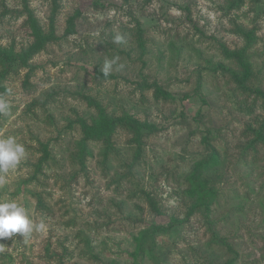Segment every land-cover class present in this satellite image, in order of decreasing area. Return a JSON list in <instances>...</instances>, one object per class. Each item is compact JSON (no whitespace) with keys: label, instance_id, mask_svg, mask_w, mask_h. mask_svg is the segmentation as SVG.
Listing matches in <instances>:
<instances>
[{"label":"rangeland","instance_id":"obj_1","mask_svg":"<svg viewBox=\"0 0 264 264\" xmlns=\"http://www.w3.org/2000/svg\"><path fill=\"white\" fill-rule=\"evenodd\" d=\"M24 3L56 38L26 66L0 64V137L26 149L0 200L44 227L0 240V264H264V102L219 66L236 67L222 50L245 44L236 27L252 30L250 85L264 92V0H0L1 49L31 42ZM114 57L110 78L96 73ZM93 102L144 128L117 127L109 149L89 142L81 164L78 119L97 117ZM211 149L201 177L215 199L188 215L190 175Z\"/></svg>","mask_w":264,"mask_h":264},{"label":"trees","instance_id":"obj_2","mask_svg":"<svg viewBox=\"0 0 264 264\" xmlns=\"http://www.w3.org/2000/svg\"><path fill=\"white\" fill-rule=\"evenodd\" d=\"M239 2L241 0H232V2ZM98 6V3H95ZM23 14L26 15L25 23L27 24L30 35L31 42L21 49L18 52H14L12 49L5 50L0 48V64L7 65L11 62H19L23 66L28 64V61L34 56L37 52L42 50L44 46L55 39L53 23L51 22V27L49 31H44L43 28L38 23L33 12L28 8L27 3H24ZM79 12L76 11L68 20L67 33L73 32L74 27V18L78 15ZM236 32L240 34L244 40L245 44L239 48L230 49L226 46L223 47V54L226 58L232 59L236 64L235 68L226 67L224 65H219L220 68L229 74L232 81L236 86L245 91L246 93H256L257 95L262 96L264 102V92L257 87H251L250 82L253 77L252 64L250 63L247 55V48L254 41V33L250 29H245L242 26L236 27ZM138 43L141 49H144L141 39H138ZM9 66V65H8ZM7 66V67H8ZM7 68L0 71V81L6 75ZM103 78L102 72L96 71ZM141 88H152L153 95L155 98H171L170 93L165 90L159 83L143 81V83H138ZM1 89V88H0ZM92 103V99H88ZM93 104L98 108V115L94 117L90 122H87L85 119H78V122L81 127L82 138L80 139V151L78 154L79 162L82 164L85 155L87 154V144L91 141H101L103 140L106 143V148H110L109 141L114 133V130L117 127L126 128L127 130L139 135L143 130V125L134 117L130 115H124L120 117H112L107 114L104 109L99 105V103L93 102ZM153 128V127H150ZM256 142H262L264 144V132L263 128L256 129L254 132ZM215 157V152L211 149L207 155V158L204 159L202 163H198L190 175V186L188 193L191 196L195 197V201L188 209V215L193 214L198 210H202L205 215L209 210V205L214 201L215 194L208 185V179L206 177H201V172L203 164H208ZM202 166V167H201ZM153 206V204H152ZM143 235L149 236L150 233L144 232ZM144 245V243H143Z\"/></svg>","mask_w":264,"mask_h":264},{"label":"clouds","instance_id":"obj_3","mask_svg":"<svg viewBox=\"0 0 264 264\" xmlns=\"http://www.w3.org/2000/svg\"><path fill=\"white\" fill-rule=\"evenodd\" d=\"M123 38L119 35L114 37L115 43H121ZM119 57L105 60L102 75L108 77L113 65L117 63ZM8 93H0V115L7 116L10 111V103L7 99ZM26 157V149L15 137H0V183L3 177L11 170L18 167L20 162ZM43 224L36 225L32 220L29 210L14 199L0 200V240L12 238L15 234H21L23 238L29 237L36 230H43ZM3 245V244H0ZM3 251V248H0Z\"/></svg>","mask_w":264,"mask_h":264}]
</instances>
